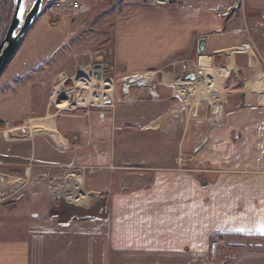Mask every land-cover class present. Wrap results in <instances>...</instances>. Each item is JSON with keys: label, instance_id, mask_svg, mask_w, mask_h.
<instances>
[{"label": "crops", "instance_id": "0c3cea01", "mask_svg": "<svg viewBox=\"0 0 264 264\" xmlns=\"http://www.w3.org/2000/svg\"><path fill=\"white\" fill-rule=\"evenodd\" d=\"M122 3L112 34L116 74H163V80L164 71H171L178 86L191 84L196 91L201 84L211 99L198 111L191 134L189 120L179 134L171 105L176 87L163 81L138 87L143 110L125 100L111 117L99 114V121L89 108L55 114L54 120L49 96L40 113L25 118L33 119L27 128L33 136L22 129L0 145V192L26 182L16 202L6 205L14 216L6 221L11 234L0 238V264H264V235L257 231L264 222V71L254 52L264 51V0H245L244 6L243 0ZM221 9L222 19L216 15ZM203 39L202 55L212 59V68L205 81L186 82V66L204 67L198 63ZM75 63L54 72L49 83L72 80ZM216 67L224 74L214 84ZM148 111L155 117L140 133L149 136L136 141L135 122ZM49 124L59 143L34 131ZM134 145L149 151L143 159L133 158L139 154ZM104 160L106 165L95 164ZM96 168L116 172L99 198L97 183L89 179ZM73 178H80V186L67 188ZM62 192L70 201L66 195L86 193L104 200L106 208L96 205L102 214L92 217L57 216L55 199ZM35 200L51 206L46 227H30L39 220L31 213L45 205L27 212Z\"/></svg>", "mask_w": 264, "mask_h": 264}, {"label": "rangeland", "instance_id": "374dc122", "mask_svg": "<svg viewBox=\"0 0 264 264\" xmlns=\"http://www.w3.org/2000/svg\"><path fill=\"white\" fill-rule=\"evenodd\" d=\"M66 1H77L81 4L85 5L87 10L83 13L77 14L76 16L71 15L69 12H58L52 13L46 11L45 13H41L36 22L29 28L26 32L17 52L12 58L11 62L7 66L6 70L0 77V124H4L0 126V145H2L5 141L14 140V138H7L5 140V135L10 133L12 136L14 130L19 133L23 130L27 133V135L33 136L34 133H29V128L34 126L33 119H25L28 116L35 115L40 113L49 96L51 99V113L50 115L55 120V114H64L72 111L73 109H83L87 110L92 109L95 111L94 118L97 120L99 114H103L105 119L106 117H111L112 112L114 111V106L117 102H122L125 100H129L132 102V105H136V110H143V105L139 104V101L144 97L139 94L141 88H138L137 85H132L128 93L123 92L124 79L121 75L116 74L115 70L111 68L112 64V54L111 48H113V40L112 34L114 33V24L116 22V16L122 8L123 0H66ZM149 3H162L167 2L168 0H144ZM32 0H29V4L31 5ZM245 0H243L244 6ZM259 14H262L263 9L262 6L257 8ZM219 14H222L219 16ZM216 15L218 18L222 19L224 17V11L217 10ZM10 19V15L8 11L5 9L2 12L1 16V27L3 31L0 33V42L5 36L6 27L8 25L7 20ZM13 20V19H12ZM264 20V19H263ZM2 21L6 23H2ZM12 23V22H11ZM6 38V36H5ZM4 38V40H5ZM3 40V41H4ZM2 41V42H3ZM1 45V44H0ZM107 48L110 52V55H107ZM254 52L258 59L262 64V69L264 71V51L258 50L254 47ZM91 53V55H90ZM89 61V62H88ZM76 62L78 63L74 69H76L73 78L70 81L62 82L59 81L58 78L53 79L49 83V77L54 72H59L63 70L65 66H72V64ZM75 63V64H76ZM82 64V65H79ZM95 64H108L110 66V72H102V77L100 79L92 76L94 70L93 66ZM220 68V67H216ZM84 70L88 71V77L92 79L102 80V79H110L112 81V86L109 87L112 90V94L110 95V103L111 106H92L89 105H80L77 107H69L65 110H61L57 106V100H62L70 97L74 92H76V81L75 77L83 72ZM171 71H164V76L162 80V75L157 74H148L145 75V78L149 80L150 86L152 88L153 85L158 84V82L163 81L165 76H168L169 84L174 85L176 90L173 88V94H175L173 100L171 101L172 110H177L176 115H172V118L178 123V128L176 131L181 134L183 131V126L189 120L191 122V127L189 130V134L192 132V123L200 119L199 112L203 107L208 103V100L211 99V90H206L201 84H197L199 90L193 92L194 98L192 102L184 103L182 98L179 97V93L177 92L178 88L183 90L187 89L186 84H182L178 86L180 81L174 82L169 74ZM223 72L221 71V74ZM149 77V78H148ZM153 77V78H152ZM247 77V81L244 84H247L249 79ZM42 83L45 85L44 87ZM167 84V83H166ZM249 84V83H248ZM243 86V85H242ZM103 88H108L104 84H102ZM157 87V86H156ZM192 85L188 90H192ZM185 90V91H188ZM222 90V89H221ZM136 94V95H135ZM57 96V97H56ZM201 98L198 99L197 97ZM127 98V99H126ZM145 98L153 99L150 95ZM221 101V100H220ZM84 106V107H83ZM179 110V111H178ZM195 111H197L195 115ZM199 111V112H198ZM47 117H44L41 122L35 126L44 125ZM155 117V113L148 111V113L142 114L139 119L136 120L135 125L137 126V130L135 135L131 138L139 141L140 139H145V137L149 136V134H141L140 129L144 122H148ZM17 120L14 122V120ZM193 119V120H191ZM8 121L9 124L5 125V121ZM13 120V121H12ZM31 120V121H29ZM29 121V122H27ZM99 121V119H98ZM48 122V121H47ZM28 128V129H27ZM32 128V127H31ZM23 129V130H22ZM13 130V131H12ZM19 131V132H18ZM133 131V130H131ZM47 136V135H46ZM122 136V133L116 131V137ZM2 149H0L1 152ZM132 150L136 151L137 156L133 157L135 160H140L145 157V154L149 151H146V148L140 147L138 145H134ZM180 158H183L181 154ZM179 158V159H180ZM105 159V158H104ZM132 160L131 158L129 159ZM132 162V161H131ZM179 163V162H178ZM97 165H106L107 161H103L100 163H95ZM178 166V165H177ZM83 172L85 170H77L75 172ZM137 171V169L135 170ZM139 172V170H138ZM115 173H110L103 171L101 168H96L94 172L89 174V179L95 181L97 183V190L100 193L95 194V197H100L102 192L107 189L106 180L109 178L115 177ZM3 176V175H2ZM5 176V175H4ZM8 177V176H5ZM59 184L62 188H65L66 181L64 178H61ZM33 188L32 186L28 189ZM69 195H73V192L65 191ZM86 194V193H85ZM104 195V194H103ZM106 195V194H105ZM18 195L14 196V193L8 195L7 192H0V238L8 236L11 234V231L8 232V227L6 221L10 216H14V212H8L6 209V205L11 202H16V198ZM93 202H98V207L101 209H105L106 204L104 200L95 199ZM56 213L55 215H59L60 217L68 216V217H92L98 214H102V210H99L97 206L92 208V210L87 211L86 208L82 207L81 210L77 212L75 207V203L70 200H64L63 193L59 198H56ZM49 202L36 200L33 201L27 207V212L30 213L32 208L38 204L46 205ZM41 208L40 213L38 211H33L31 216H39L38 221H32L30 227H46L43 218H47L50 211L51 206L46 205V207ZM4 207V208H3ZM41 214V216H40ZM10 219V218H9ZM10 226V224H9Z\"/></svg>", "mask_w": 264, "mask_h": 264}, {"label": "water", "instance_id": "95a60500", "mask_svg": "<svg viewBox=\"0 0 264 264\" xmlns=\"http://www.w3.org/2000/svg\"><path fill=\"white\" fill-rule=\"evenodd\" d=\"M51 1L52 0H49L47 4L50 3ZM43 5H44V0H35L30 11L24 18V12H25L24 0H17V8L13 16L12 23L6 34L5 40L0 45V77L2 76L7 66L11 62L12 58L14 57L15 53L17 52L26 32L39 18ZM21 9H23L22 14H21ZM204 43L205 40L203 39L199 44L198 53L200 57L198 59V63L207 69H211L212 59L210 57L202 55L204 51ZM93 70L94 71L92 75L95 78L100 79L102 77V72H106V73L110 72V66L108 64H95L93 66ZM186 81H191L195 83L197 81V77L194 73H191L186 77ZM132 85H137L138 87L141 88H149L150 82L143 75H139L136 77H126L124 78L123 92L128 93ZM153 95L156 94L153 93ZM110 105H111L110 102L106 103V106H110ZM13 184H14V188L15 187L17 188L16 190H21L25 186L26 182L25 180H22V181L14 182ZM5 191L8 194L15 193V191L13 192L11 190H5Z\"/></svg>", "mask_w": 264, "mask_h": 264}, {"label": "bare ground", "instance_id": "6f19581e", "mask_svg": "<svg viewBox=\"0 0 264 264\" xmlns=\"http://www.w3.org/2000/svg\"><path fill=\"white\" fill-rule=\"evenodd\" d=\"M208 70L209 69H207V72H209ZM223 74L224 73L221 74V70L218 68L216 70H214L212 72V76H211L212 83L214 82V84H215L216 80H218V79L221 80V78L223 77ZM88 75H89L88 71L84 70L83 72L79 73L74 78L76 81V92H74L68 98H65L62 100H57V106L59 109L65 110L69 107L74 108V107H77L80 105H89V104H91L92 106L93 105L94 106H103L110 101V95L112 94V90L109 87L112 86V81L110 79H102V80L98 81L97 79L89 78L90 76L88 77ZM168 78H169L168 76H165L164 83L169 84ZM102 84H104L108 88H103ZM177 92L179 93V97L182 98L184 103H189V102H192V100L194 98L193 92H195V90L192 89V90L185 91L181 88H178ZM197 98L200 99L201 97L198 96ZM167 115H169V114H167ZM34 131H43L47 135L52 136L55 139V141L59 143L58 138H57L58 134L53 133L51 131V124H49L48 126L39 128V129H35ZM16 132L17 131L14 130V133H13L14 136H12L10 133H7L4 137L5 140L7 138L16 137V134H15ZM80 181H81L80 178L71 179L69 181V185L67 186V188L68 187L74 188V189L78 188L80 186ZM66 196L68 198H72V202L75 203V207L77 209V212L79 211V208L82 206L83 207L85 206L86 208H88V211H90V210H92V208H94L96 205H98L96 202H93L92 198H90L87 194H84V193H79L77 196L76 195H74V196L66 195Z\"/></svg>", "mask_w": 264, "mask_h": 264}, {"label": "built area", "instance_id": "2783aa9c", "mask_svg": "<svg viewBox=\"0 0 264 264\" xmlns=\"http://www.w3.org/2000/svg\"><path fill=\"white\" fill-rule=\"evenodd\" d=\"M87 10L86 6L81 4L80 2L77 1H66V0H54L52 1L47 7L46 11L52 12V13H58L60 11L66 13L69 12L71 15L76 16L77 14L83 13ZM45 11V12H46ZM222 14H219L221 16ZM192 67L186 66L185 67V72L187 74L189 73H195L197 79L199 81H205L208 72L207 69L202 67L201 69H196L195 71L191 70ZM11 195V194H8ZM16 194H14L15 196ZM219 245L218 241L213 242V246L216 247Z\"/></svg>", "mask_w": 264, "mask_h": 264}, {"label": "flooded vegetation", "instance_id": "af4514ba", "mask_svg": "<svg viewBox=\"0 0 264 264\" xmlns=\"http://www.w3.org/2000/svg\"><path fill=\"white\" fill-rule=\"evenodd\" d=\"M35 0H32L31 2V5L29 4V0H24V18L26 17V15L28 14V12L30 11L33 3H34ZM49 0H44V5H43V8L42 10L46 7V4ZM16 8H17V0H1V3H0V22H1V16H2V12L3 10L5 9L6 11H8L9 15H10V19L7 20V27H6V33H5V36L9 30V27L11 25V22H12V19H13V16L16 12ZM2 23H6L4 21H2ZM3 31V28L1 27V23H0V33ZM4 36V38H5ZM4 38L1 40L0 44L2 43V41L4 40ZM154 91V89H153Z\"/></svg>", "mask_w": 264, "mask_h": 264}, {"label": "snow or ice", "instance_id": "6c2138e0", "mask_svg": "<svg viewBox=\"0 0 264 264\" xmlns=\"http://www.w3.org/2000/svg\"><path fill=\"white\" fill-rule=\"evenodd\" d=\"M23 12V9H21V14ZM237 231H244V229H237ZM257 231H259V233L261 235H264V222H261L258 227H257Z\"/></svg>", "mask_w": 264, "mask_h": 264}]
</instances>
